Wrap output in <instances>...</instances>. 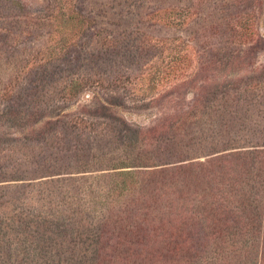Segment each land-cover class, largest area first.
I'll return each instance as SVG.
<instances>
[{"label":"rangeland","instance_id":"374dc122","mask_svg":"<svg viewBox=\"0 0 264 264\" xmlns=\"http://www.w3.org/2000/svg\"><path fill=\"white\" fill-rule=\"evenodd\" d=\"M198 169L205 182L181 188ZM212 201L233 232L163 250L160 228L205 222ZM146 216L156 236L140 253L78 244L89 225ZM163 254L264 264V0H0V264Z\"/></svg>","mask_w":264,"mask_h":264},{"label":"trees","instance_id":"16d2710c","mask_svg":"<svg viewBox=\"0 0 264 264\" xmlns=\"http://www.w3.org/2000/svg\"><path fill=\"white\" fill-rule=\"evenodd\" d=\"M235 153V152H234ZM237 155V154H232ZM232 155H226L223 157H219V163H221V167L218 168L220 171H224V169H227L225 167L228 159V157H231ZM209 155H206L204 157H207ZM199 165L204 167V163H198ZM170 165V164H169ZM162 169L157 172H150L152 171V168L154 166H149V168H144L145 171L144 174H137V175H145V176H156L162 173H169L170 171H176L177 173L181 172H187L190 169H194L197 167L196 163L190 162L185 164H171L169 167L164 165ZM171 167H176L172 169ZM180 171V172H178ZM203 172L198 169V174H194L195 177H189L192 179V182H186L185 177H181V188H188L189 186L197 187L200 183H202V180L205 182V177H202L204 174ZM184 175V174H180ZM199 175L200 177H198ZM185 176V175H184ZM192 176V175H188ZM164 179V178H159ZM208 182V181H206ZM202 186V185H201ZM181 195L180 197H182ZM181 199V198H180ZM224 202L221 201L220 203H217L215 201L210 202L206 207H210L209 218L206 219L205 222H203L201 216L197 215H185L180 218H175L170 221H167L166 224H164L160 228V234L161 237H164V246L163 250H166L168 248V245L171 244V240L175 238L177 241H181L184 243L185 237H193V238H203L208 235H216L220 236L223 235L224 232H233L234 226H232V223L230 222V219L233 221L234 218L232 217V211L229 213L228 210L224 207ZM226 209V210H224ZM149 217H144L142 219V222L137 221L133 222L131 224L122 225L117 224V230H114L113 228L109 229L107 225H99V227L95 225H89L88 228L85 231V234L83 235V239L78 242L85 244L87 247L83 251H88V248L91 247L92 252L94 254L103 253L106 255H109L111 251L114 253L117 252L116 247H128L133 250L134 253H137L139 250V253L142 252L149 239H153L156 236V226H153V220L154 218H151L150 221H148ZM217 218V219H216ZM213 219V220H212ZM150 223V224H149ZM149 224V225H147ZM147 225V226H146ZM110 231V232H109ZM174 231H178L174 233ZM78 232V231H76ZM151 234V235H150ZM150 235V236H149ZM113 240V241H111ZM74 247L75 244L72 243ZM117 245V246H116ZM84 255V254H83ZM164 257H162V264H166L168 257H165V254H163ZM95 256V255H94ZM142 257V256H140ZM139 257V258H140Z\"/></svg>","mask_w":264,"mask_h":264}]
</instances>
